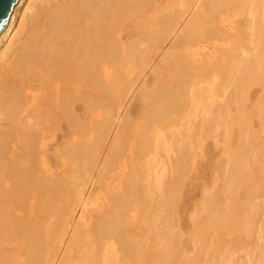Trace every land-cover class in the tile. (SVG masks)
<instances>
[{"label": "bare ground", "instance_id": "1", "mask_svg": "<svg viewBox=\"0 0 264 264\" xmlns=\"http://www.w3.org/2000/svg\"><path fill=\"white\" fill-rule=\"evenodd\" d=\"M180 2L174 15L171 0H30L17 24L19 0L0 35V264H176L158 188L222 126L229 112L207 106L223 83L243 102L264 74V0ZM163 63L169 87L146 91ZM255 179L243 169L224 192L249 199L222 231L251 235Z\"/></svg>", "mask_w": 264, "mask_h": 264}, {"label": "rangeland", "instance_id": "2", "mask_svg": "<svg viewBox=\"0 0 264 264\" xmlns=\"http://www.w3.org/2000/svg\"><path fill=\"white\" fill-rule=\"evenodd\" d=\"M29 1L26 0L18 12L17 24ZM171 3L173 5L164 4L163 13L179 14L182 6L180 0H171ZM242 19L239 15L233 17L232 21L242 22ZM150 20L152 23L147 29L153 30L155 22ZM169 46L170 43L166 50ZM161 66L159 84H149L146 91L157 92L169 87L172 64L163 63ZM133 69L137 70L135 67ZM150 79L147 77L148 81ZM227 82L223 83L222 91L216 94L214 105H210L211 100L207 106L208 111L216 114L222 104V112H229L222 116V126L210 134L203 147L197 146L196 142L193 162L188 164L186 170L187 176L181 178L173 169H167L163 185L158 188L161 199L165 198L167 192L173 196V208L160 213L162 222L158 231L166 235L163 244L170 247L178 243L176 264H264V74L260 83L249 89L243 102H228L226 93L231 88ZM140 86L136 85L135 92L130 93L131 98H135L130 106L135 129L140 121L143 126L145 124L139 109L142 106V96L138 93ZM202 118L201 115L194 119V137L200 134ZM233 165L241 169H233ZM243 169L254 173L259 187L255 192L251 189L248 191L258 215L249 237L235 233L234 229H230V234L222 231L230 216L227 208L248 202L249 198L241 194L243 191L234 198L224 197L228 187L236 192L233 184ZM218 224L222 229L217 230ZM240 238L243 240L239 241Z\"/></svg>", "mask_w": 264, "mask_h": 264}, {"label": "water", "instance_id": "3", "mask_svg": "<svg viewBox=\"0 0 264 264\" xmlns=\"http://www.w3.org/2000/svg\"><path fill=\"white\" fill-rule=\"evenodd\" d=\"M19 0H0V35L7 28Z\"/></svg>", "mask_w": 264, "mask_h": 264}]
</instances>
